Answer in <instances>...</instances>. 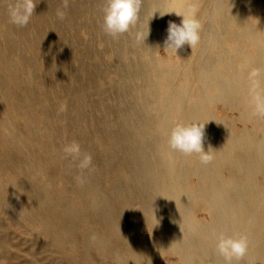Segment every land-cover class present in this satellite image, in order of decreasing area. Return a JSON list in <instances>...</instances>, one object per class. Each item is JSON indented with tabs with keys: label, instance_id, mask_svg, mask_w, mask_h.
<instances>
[{
	"label": "rangeland",
	"instance_id": "rangeland-1",
	"mask_svg": "<svg viewBox=\"0 0 264 264\" xmlns=\"http://www.w3.org/2000/svg\"><path fill=\"white\" fill-rule=\"evenodd\" d=\"M195 1L199 40L192 58H186L179 49L151 46L148 39L140 43L136 22L126 33L107 34L106 0H35L24 26L10 20L13 0H0V264L217 263L210 248L205 259L189 257L188 262L185 249L190 244L173 230L183 219L192 241L203 242L199 231H211L215 215L219 223L232 215L213 211L201 196H210L205 185L213 179L214 186L226 189L231 178L243 180L247 173L218 163L210 150L205 165L218 173L217 179L197 171V162L177 163L173 171L183 172L182 189L172 194H185L179 211L168 194L170 175L165 173L167 180L162 176L169 166L157 150L165 142L160 128L170 119L160 108L155 110L160 104L156 85L164 80L159 72L163 67L180 71L170 91L178 93L187 83L181 119L190 122V116H199L206 124L205 143L218 151L227 147L224 151L235 156L234 164L239 156L248 166L254 164L249 151L235 150L232 144L247 145L251 138L264 136V109L252 112L246 106L245 115L244 108L218 97L213 80L226 81L219 71L228 68L208 69L226 64L225 55L235 45L245 62L259 59L257 45L241 39L236 26H224L232 16L218 10L222 0ZM247 1L244 24L264 41V0ZM184 2L163 3L178 10ZM148 12L140 7L138 18ZM220 31V44L212 39L206 43L207 34ZM184 48L191 49L188 44ZM188 71L190 76L185 75ZM72 142L80 145L77 157L64 150ZM86 155L91 163L80 168ZM249 178L252 186L242 184L240 195L230 189L220 193L219 201L255 205L256 197L248 191L264 194V169ZM263 213L255 205L235 220L248 227ZM228 234L247 240L246 252L231 264H264L259 257L264 228L261 247L236 229Z\"/></svg>",
	"mask_w": 264,
	"mask_h": 264
},
{
	"label": "bare ground",
	"instance_id": "bare-ground-1",
	"mask_svg": "<svg viewBox=\"0 0 264 264\" xmlns=\"http://www.w3.org/2000/svg\"><path fill=\"white\" fill-rule=\"evenodd\" d=\"M164 0H141V8H146L149 12L148 14L140 17L137 19L136 23L137 25L136 30L138 31V40L141 43L144 42V40L148 39L149 45L154 46V45H164V41L167 35L166 29H167V24L169 21H174L176 23H179L181 21V17L176 16L174 17V13L172 12H187L188 9L193 5L196 4L195 0H185V2L182 4V8L175 10V8H170L167 9L165 4L163 3ZM247 0H238L231 2L230 0H225L221 1L219 4L218 10L220 13H229L232 16V19L226 20L223 24L224 26L227 25V27L236 26L239 30L237 32L238 36L241 38L244 36L248 38L249 40L254 43L257 48V55H259V59H251V61L245 62V58L238 52L237 45L234 47H230L229 53L226 54V61L227 63L218 62L222 64H214L211 66L210 69L208 70H214L218 71L220 69V66L222 65L223 67H227L228 70L225 72L219 71V74L222 73L226 77L225 79H214L213 80V87L217 90V95L221 99H225L226 101H229L232 104L237 105L239 108H244L243 112L245 115L246 113V106L247 109L251 110L252 112L255 110H258V106H260V109H264V41L260 39V35H252L251 30L249 27H246V23L244 24V14H245V9L247 8ZM159 11L160 14L163 13H168L165 14L164 16H160L159 13H155ZM155 13V14H154ZM154 14V16H153ZM220 16V14L218 15ZM217 16V17H218ZM228 22V24L226 23ZM147 25V31H141V27ZM240 25V26H239ZM143 30V29H142ZM136 32V31H135ZM222 31L220 32H215L214 34H207L208 35V42L211 41H216L214 43L220 44V40L218 41V36L221 34ZM224 33V32H223ZM222 33V36H223ZM227 36V35H224ZM242 39V38H241ZM198 45V42L195 43L194 45L191 46V49L189 51H185L184 46H182L178 51L180 54H185V57H191L193 54V49L196 48ZM142 46V45H141ZM220 46V45H218ZM259 46V47H258ZM219 48V47H217ZM195 50V49H194ZM220 50V48H219ZM186 57V58H187ZM192 58V57H191ZM223 58V57H222ZM256 58V57H255ZM258 58V56H257ZM229 65V66H228ZM187 68V67H186ZM201 68V67H200ZM208 68V67H207ZM158 69V68H157ZM221 70V69H220ZM182 71V70H181ZM184 71V70H183ZM242 71V73H241ZM180 71H177L174 67L171 69H167L166 67H163L162 70L159 72L160 77L162 76L163 79L161 78L163 84H159L158 86L156 85V94L155 97L158 100V103L160 102L158 108L155 110H159V108L162 110V112L165 113L166 118H170L163 126L160 128V134H163L165 136V142L163 144H158L157 150L161 153L162 155V161L168 164L169 166V171H162V176L165 177L167 180L168 177L165 175L168 174L170 175V180L173 184L172 188L167 189L168 194H171L174 196L175 203L179 206V211H181V207L183 205V199L185 197V194L179 193L180 186L182 185L180 181H182V175L183 172L181 170L179 171H173L177 163H191V162H197L196 163V170L199 171L200 173L204 174H209L211 175V178L218 177V173L213 170V172H210L207 169L206 163L203 164L200 158V154L198 153H183L180 151H177L173 148L170 147L169 145V136L171 129L175 126L176 123H191V122H201L199 116H190L189 119L191 120L190 122H187L186 120L181 119L184 117V86L187 85V83L182 85V88H180V91L178 93H173L170 91L172 88V81L174 80L176 73L179 74ZM245 72V73H244ZM258 72V73H256ZM189 74L190 72H186V74ZM210 73V72H209ZM263 74L262 77L259 76L260 74ZM183 74V73H182ZM187 74V75H188ZM203 74L202 72L200 75ZM210 75V74H209ZM245 75V76H244ZM184 76V75H183ZM217 77V76H216ZM260 77V78H259ZM212 78V77H211ZM186 80V79H185ZM261 87H258V84ZM159 83V82H158ZM151 87V86H150ZM158 87V88H157ZM187 89V87H186ZM148 92V91H147ZM254 92V95L251 93ZM200 98L199 96L195 102L196 106H200ZM248 102V103H247ZM248 104H252L251 107L248 108ZM248 111V110H247ZM183 113V116H182ZM206 129V128H205ZM206 134H207V129H206ZM206 137V135H205ZM204 150H210L212 154L216 155V160L219 161L218 163L225 165L232 171L236 173H243L244 171L247 174L245 179L243 180H238V179H233L231 178L230 181L228 182L230 184L229 188L226 189H219L218 187L214 186V180L209 181L211 183H207L205 185L204 189L208 190L210 193L207 196L205 194H201V196H205L207 201L211 203L213 206V211L214 212H219V210H224V212L227 211V213L232 214L229 215L231 218L228 221L224 222H218V219L216 218V215L214 216L215 218L213 219V224L212 230L211 231H205V230H200L199 233H203L201 239H203V242H197L194 243L195 241L191 236H190V231L187 230V224H185L184 220L182 219L181 222L176 223L177 224V229L173 230L174 236L182 237L185 239V241L190 244L188 248L185 250L190 252L186 258L189 261V257H193L194 259L201 258L205 259L207 256L205 253H208V249H212V253L216 254L218 257V261L216 264H224L225 259L222 255L219 254L216 244H217V239L219 236L224 235V236H229L228 232L231 230L236 229L237 231H240L242 234L250 236L251 240H255V244H259L260 247L263 245L261 242V234L262 228H264V213L260 216L259 214L255 219L252 221H255V224L252 226H246L245 223L235 220V215L239 213H243V211H249V209L252 208V206L258 205L262 210H264V194L258 196L254 191H252V188L248 191L249 196L251 197H256L255 201L253 203L255 205H251L248 207L247 205L245 206L241 202H220L219 199V194L224 193V192H229L230 193H239L240 195V188L242 184H245L247 186H252L251 180L249 177H251L254 173L258 172L261 168L264 169V136H260L258 138H251V143L245 145L244 143L240 142H234L232 144V148L241 152H248L249 151V157H250V162H253L254 164H249V166L242 161V158L239 156L240 161L236 162L234 164L235 156L229 151H224L227 149L226 148H220V151L215 150V148H211L210 144L205 143L204 139V144H203ZM209 152V153H210ZM248 157V158H249ZM247 166L248 168H246ZM196 171V172H197ZM217 179V178H215ZM172 190H178V193L172 194ZM254 193V194H253ZM249 202L252 203V199L249 200ZM250 204V203H249ZM212 208V207H211ZM226 213V214H227ZM216 214V213H215ZM261 221V222H260ZM197 226V224H196ZM198 227V226H197ZM262 227V228H261ZM187 228V229H186ZM204 228V227H203ZM190 229V228H189ZM193 230V229H192ZM261 259H264V252L262 251L259 255ZM234 258V257H233ZM232 258V259H233ZM236 258V257H235ZM186 262V261H185ZM195 262V261H194ZM201 262V261H200ZM199 262V263H200ZM223 262V263H222ZM232 263V262H231ZM191 264H193L191 262Z\"/></svg>",
	"mask_w": 264,
	"mask_h": 264
},
{
	"label": "clouds",
	"instance_id": "clouds-1",
	"mask_svg": "<svg viewBox=\"0 0 264 264\" xmlns=\"http://www.w3.org/2000/svg\"><path fill=\"white\" fill-rule=\"evenodd\" d=\"M35 7V0H13L8 10L11 22L18 26L26 25L31 19ZM140 7L141 0H106L103 9L104 31L113 37L128 32L138 19ZM196 10L197 5L193 4L187 12H172L182 19L179 23L168 22L164 47L173 48L177 51L185 44L191 47L198 42L201 25L196 18ZM155 13H159V11ZM165 14L168 13H159L161 17ZM259 110L260 106H258ZM205 126L206 124L198 121L176 123L170 132V147L183 153H198L201 161L207 163L211 156L208 150L205 151L203 147L206 135ZM64 150L66 153L77 157L80 154V145L77 142H72L66 145ZM90 163L91 157L86 155L80 161L79 167L87 168ZM216 247L227 264H231L233 257L239 259L244 255L247 249V240L244 237L221 235L217 239Z\"/></svg>",
	"mask_w": 264,
	"mask_h": 264
}]
</instances>
